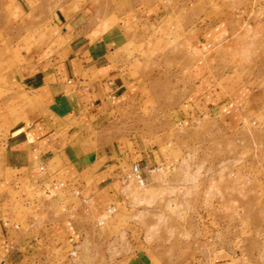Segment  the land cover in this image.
I'll return each instance as SVG.
<instances>
[{
	"label": "rangeland",
	"instance_id": "rangeland-1",
	"mask_svg": "<svg viewBox=\"0 0 264 264\" xmlns=\"http://www.w3.org/2000/svg\"><path fill=\"white\" fill-rule=\"evenodd\" d=\"M128 3L0 0V60L44 31L81 34L123 22L130 34L117 65L132 90L93 143L115 148L120 181L83 212L75 255L59 238L30 264H264V0H174L151 29ZM4 101L0 112L19 120L29 96L0 87ZM3 123L0 116V219L39 237L64 217L71 193L45 195L30 178L8 182ZM130 144L138 161L151 154L144 185L125 156ZM65 178L83 187L81 178ZM109 207L114 213L100 223Z\"/></svg>",
	"mask_w": 264,
	"mask_h": 264
},
{
	"label": "crops",
	"instance_id": "crops-1",
	"mask_svg": "<svg viewBox=\"0 0 264 264\" xmlns=\"http://www.w3.org/2000/svg\"><path fill=\"white\" fill-rule=\"evenodd\" d=\"M128 2L126 10L144 14V25L150 29L175 7L174 0ZM129 41L130 34L123 22L81 34L44 31L33 46L25 51H12L0 60V87L29 96L26 111L19 120L11 118L9 113L5 117V110L0 112L4 128L9 132L2 141L8 182L14 184L17 178H30L45 195L52 196L54 190H46L54 181L65 177L84 181L83 187L78 185L82 197L67 188L72 202L65 205L58 200L60 195L55 198V202L67 209L64 217L51 219L55 223L49 224L47 234L38 237L30 232L6 230L0 219V257L6 258V264H30L33 258L58 245L59 238L69 242L74 237L78 242L86 231L81 224L85 219L83 212L92 211L104 191L118 185L121 173L111 162L117 151L115 148L108 151L106 144L93 148V143L106 134L132 90V81L127 80L128 76L117 65V49ZM4 103L0 102L2 109ZM137 148L136 144H130L125 156L132 159V168L139 163L146 174L149 166L146 161L151 154L138 161ZM84 197L88 198L87 203H82ZM44 238L48 239L42 245ZM12 243L14 249L10 248Z\"/></svg>",
	"mask_w": 264,
	"mask_h": 264
},
{
	"label": "built area",
	"instance_id": "built-area-1",
	"mask_svg": "<svg viewBox=\"0 0 264 264\" xmlns=\"http://www.w3.org/2000/svg\"><path fill=\"white\" fill-rule=\"evenodd\" d=\"M42 169H44V167H42ZM132 174L133 176L135 177V179L141 184V185H144L145 182H146V178L145 176L143 175V172H142V167L139 163H135L133 165V168H132ZM50 188H47V192H50V190H64V189H67V188H70V190H72V192L77 195V196H81L82 197V189L80 186H78L75 182H68V181H65V180H62V181H54L50 186ZM88 201V198L87 197H84L83 198V202L82 203H87ZM67 207L65 206L64 210H66ZM115 211V207H109L107 209V214H103L101 217H100V223H103L106 216L108 214H112L114 213ZM1 222L4 226V228L6 230H18L21 228V225L19 223H16L14 222L13 220H11L9 217H2L1 218ZM69 242L70 244L72 245V250H71V254L72 255H75L77 250H76V246H77V240L76 238L74 237H71L69 239ZM10 248L11 249H14L15 248V244L12 243L10 245ZM0 264H6V258L5 257H2L1 261H0Z\"/></svg>",
	"mask_w": 264,
	"mask_h": 264
}]
</instances>
